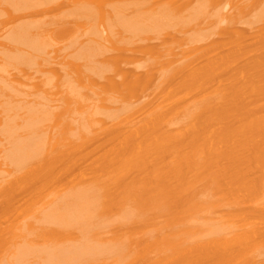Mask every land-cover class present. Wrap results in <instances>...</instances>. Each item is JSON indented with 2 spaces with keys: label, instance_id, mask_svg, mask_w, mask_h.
<instances>
[{
  "label": "bare ground",
  "instance_id": "6f19581e",
  "mask_svg": "<svg viewBox=\"0 0 264 264\" xmlns=\"http://www.w3.org/2000/svg\"><path fill=\"white\" fill-rule=\"evenodd\" d=\"M0 25V73L91 41L74 134L67 101L0 104V264H264V0H0Z\"/></svg>",
  "mask_w": 264,
  "mask_h": 264
},
{
  "label": "rangeland",
  "instance_id": "374dc122",
  "mask_svg": "<svg viewBox=\"0 0 264 264\" xmlns=\"http://www.w3.org/2000/svg\"><path fill=\"white\" fill-rule=\"evenodd\" d=\"M59 2H63V0H59ZM3 18L9 19L8 16H3ZM89 28H90V25L86 26L85 28L76 30V36L78 37L77 42H74V41L71 42L70 40L68 41L64 40L66 42L65 45H69L68 44L69 42V43H73L74 46H71V48L68 46H62L61 50L58 51L57 54H52L49 57V60L43 63L41 67L39 66V63L41 62V60L36 59L33 65H25L26 67H23L24 70L22 71H24L27 74L19 72L12 68L6 72H1L0 73V104H2L3 101L6 100V98H9L11 100V104L22 102V106H24L25 104H28L29 102H32L35 104L44 103L51 110L53 114L58 115L60 119H62L63 118L62 112L65 108L64 101H67L70 104V108L67 113L69 115H65L63 119L65 121H74V124H73V129L72 128L67 129L66 134L68 136H71L72 134H74L77 129L78 124L80 123L83 117L82 116L83 114L81 113L86 112L84 116H87L88 113L91 112V110H89V107H84L89 104L90 100L87 102L81 103L79 108L75 107V102L77 101V99L71 98V92L67 89L64 81L67 79H70L71 81L76 82L78 79V74L77 72H75L74 68H72L71 66L67 70L66 68L69 63L68 61H70L72 59V56H74V52L80 46L88 45L91 42L87 40L88 39L87 33H88ZM100 28L101 30L103 29L102 26H100ZM7 31L8 29L6 31H0V36H1L0 42L1 43H4ZM115 32L117 33L119 31L115 30ZM100 59H102V56L99 57L97 60H100ZM51 69L57 70V73L60 76L58 80L59 81L58 89L48 87V86L43 87V85L40 84V81H42V79L50 77L49 71ZM80 90L82 94H88L91 88H83L81 86ZM151 92L152 91H149V93ZM94 99H96V97H93L91 100H94ZM148 100H149L148 97L142 96V97L137 98L136 101L135 100L133 101H135L134 102L135 105H138V104L144 105L145 102ZM258 110L264 112V110L261 108ZM10 114L15 115L17 118V121H20V118L24 117L27 114V110L21 108V110H16V112L13 111ZM65 123L67 122H64V124ZM51 126L53 127V125ZM52 127L49 129V132L55 135L58 133L64 132V131H61L62 126L61 127L57 126L53 128ZM104 137L105 135L100 136L98 138V141L95 142L93 145L100 144L102 142L100 139ZM5 145H7L6 137L0 133V151H3L5 149L6 147ZM99 155H101V152L98 153L94 157V159ZM88 162H90V160H88ZM77 173H78V169L75 170L74 174H77ZM228 224H229V221H224L220 223L219 222H204L202 225V230L208 233V231L210 230L212 231V227H216V228L223 229V235H228L235 231L231 228L226 227V225Z\"/></svg>",
  "mask_w": 264,
  "mask_h": 264
}]
</instances>
